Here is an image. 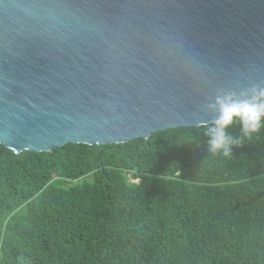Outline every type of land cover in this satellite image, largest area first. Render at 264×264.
<instances>
[{"label": "water", "instance_id": "95a60500", "mask_svg": "<svg viewBox=\"0 0 264 264\" xmlns=\"http://www.w3.org/2000/svg\"><path fill=\"white\" fill-rule=\"evenodd\" d=\"M264 86V0H0V144L104 146L212 124Z\"/></svg>", "mask_w": 264, "mask_h": 264}, {"label": "trees", "instance_id": "16d2710c", "mask_svg": "<svg viewBox=\"0 0 264 264\" xmlns=\"http://www.w3.org/2000/svg\"><path fill=\"white\" fill-rule=\"evenodd\" d=\"M211 125V124H209ZM231 158L185 127L124 144H0V264H264V128Z\"/></svg>", "mask_w": 264, "mask_h": 264}, {"label": "clouds", "instance_id": "9594fccd", "mask_svg": "<svg viewBox=\"0 0 264 264\" xmlns=\"http://www.w3.org/2000/svg\"><path fill=\"white\" fill-rule=\"evenodd\" d=\"M209 110L218 114L211 125L204 124L209 137L208 150L213 154L231 158L232 145H240L242 138L233 137L227 129L233 122H239L245 137H251L264 128V86L253 85L237 96L235 93L218 95L209 104Z\"/></svg>", "mask_w": 264, "mask_h": 264}]
</instances>
